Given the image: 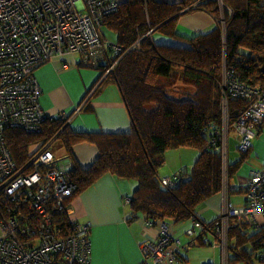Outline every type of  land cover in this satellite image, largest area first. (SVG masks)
<instances>
[{
	"label": "trees",
	"instance_id": "trees-1",
	"mask_svg": "<svg viewBox=\"0 0 264 264\" xmlns=\"http://www.w3.org/2000/svg\"><path fill=\"white\" fill-rule=\"evenodd\" d=\"M194 1L126 0L120 2L117 11L101 19V27L116 34L115 43L123 54L103 80L117 83L131 118L130 131H73L65 126L66 116L47 118L40 133L18 128L5 131L6 146L17 165L33 155L29 147L34 141L41 142L40 148L57 134L63 142L64 157L72 164L68 175L76 188L53 217L55 231H70L68 210L72 200L106 174L137 181L126 204L131 217L140 214L152 221L177 224L200 219L199 207L220 194L221 153L218 141L213 144L212 139L222 127L223 73L227 71L240 83L264 90V0H223L224 34L217 2L202 0L193 9L206 11L217 25L179 40L173 16L190 11L182 12ZM155 33L177 42H158L153 38ZM101 64H105L103 75L107 63H99L97 68ZM246 107L245 98L228 95V130ZM263 124L264 119L256 125L257 130ZM82 141L95 144L99 151L86 168L79 166L73 155V146ZM177 148H194L199 153L190 169L166 176L176 177L168 187L163 185L165 177H159L158 169L165 162L166 151ZM60 161L58 158L55 162ZM239 162L227 163L228 181ZM263 241L264 227L247 222L232 225L228 249L234 256L228 257L227 252V264H264V259L257 256Z\"/></svg>",
	"mask_w": 264,
	"mask_h": 264
},
{
	"label": "built area",
	"instance_id": "built-area-1",
	"mask_svg": "<svg viewBox=\"0 0 264 264\" xmlns=\"http://www.w3.org/2000/svg\"><path fill=\"white\" fill-rule=\"evenodd\" d=\"M201 1L195 0L182 12L195 8ZM215 1L224 34V3ZM120 2L0 0V264H91L89 222L69 217L70 231H55L53 217L76 188L68 175L70 166L55 162L57 134L21 165L13 160L4 136L8 128L32 134L43 130L48 117L40 104L41 89L34 74L41 63L63 53H80L85 66L107 63L101 80L113 71L123 54L116 43L103 36L101 19L117 11ZM221 88L222 127L212 139L213 144L218 141L221 153L220 211L208 222L192 218L185 231L187 242L175 235L172 223L144 218V223L156 226L158 233L154 240L139 243L143 259L138 264H177L182 249L211 245L212 240L221 248V264H227L231 226L247 222L253 227H264V167L249 171L242 206L230 204L227 194L228 95L245 98L247 102L246 109L233 123L238 134L237 149L246 153L255 135L254 128L264 119V90L240 83L227 71L223 73ZM175 178L165 177L162 183L170 187ZM124 201L128 203L129 197ZM258 255L264 259V241Z\"/></svg>",
	"mask_w": 264,
	"mask_h": 264
},
{
	"label": "crops",
	"instance_id": "crops-1",
	"mask_svg": "<svg viewBox=\"0 0 264 264\" xmlns=\"http://www.w3.org/2000/svg\"><path fill=\"white\" fill-rule=\"evenodd\" d=\"M155 1L178 3L182 0ZM173 17H176L175 32L180 37L177 38L179 40L198 32L209 31L217 25V20L201 9H193ZM155 40L177 42L170 36L161 34ZM104 65L101 64L98 68L85 66L81 63V55L77 53L56 55L38 65L34 74L41 89L40 104L47 117L66 116L65 126L78 132L130 131L131 118L117 83L108 79L101 80ZM55 148L58 158L71 167L70 160L64 157L66 150L61 140L56 141ZM171 150L177 151H166L162 173L158 169L159 177L188 170L193 165L183 160L188 150ZM98 152L97 146L88 141L73 146L75 161L83 168L94 162ZM174 156L178 157L175 164ZM247 176L245 174L239 178L238 182L243 188ZM136 186L135 179L106 174L72 200L69 217L77 222L90 223L91 264H138L143 259L139 243L157 237L156 226H147L142 215L131 218L129 205L124 199L131 196ZM221 202L220 194L210 197L199 207L197 216L205 221L211 220L219 213ZM191 219L185 223L189 225ZM173 228L175 235L179 237L181 229L174 225ZM181 257L180 251L179 260Z\"/></svg>",
	"mask_w": 264,
	"mask_h": 264
},
{
	"label": "rangeland",
	"instance_id": "rangeland-1",
	"mask_svg": "<svg viewBox=\"0 0 264 264\" xmlns=\"http://www.w3.org/2000/svg\"><path fill=\"white\" fill-rule=\"evenodd\" d=\"M102 31L105 35V38L108 41L115 43L116 34L114 33V31H111L105 27H102ZM157 36L158 33H155L154 34L155 39ZM77 54L80 55V53ZM254 133L255 135L251 139V146L246 154H242L237 149L238 134L236 131H234L233 127L230 128L228 133V153H227L228 163H234L235 161L240 160L238 169L234 174L229 176V181H228L227 194H228L229 203L232 205L242 206L244 204V200H245L244 188L238 182L240 176H244L245 174L248 175V172L251 169L254 168L260 169L264 167V124L261 126L259 130H257V127L254 128ZM40 145L41 142L39 140L34 141L32 144H30L29 154L33 152L35 153L39 149ZM183 149L189 151L187 152L186 157L183 158V160L188 164L189 163L193 164L198 156L199 153L198 150L194 148H183ZM170 151L174 152L177 150H170ZM176 160H178V157L174 156V160H173L174 164ZM162 168L163 165L160 167L159 173H162L161 171ZM187 220L181 221L177 224H172L175 227H179L181 229L179 238L181 239L182 242L188 241V237L185 235V231L190 226V224L188 225V223H185L187 222ZM210 238L212 239V237ZM211 243H212L211 245H205V244H200L195 246L192 245V246H188L186 249H182L181 250L182 257L180 258V260H178L177 264H205V263L221 264L222 263L221 248L218 243L214 244L213 240L211 241ZM233 256L234 254L228 249V257H233ZM239 264H246V263L244 261H241L239 262Z\"/></svg>",
	"mask_w": 264,
	"mask_h": 264
}]
</instances>
